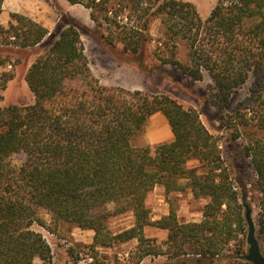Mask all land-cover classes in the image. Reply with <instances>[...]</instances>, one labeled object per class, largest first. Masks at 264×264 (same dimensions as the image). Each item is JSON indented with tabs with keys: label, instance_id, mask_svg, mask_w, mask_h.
Here are the masks:
<instances>
[{
	"label": "trees",
	"instance_id": "16d2710c",
	"mask_svg": "<svg viewBox=\"0 0 264 264\" xmlns=\"http://www.w3.org/2000/svg\"><path fill=\"white\" fill-rule=\"evenodd\" d=\"M67 1L90 10L91 20L108 32L102 39L112 46L121 43L132 56L144 52L152 41V20L162 18L168 39L155 52L161 64L153 71L163 74L169 65L193 81H202L207 73L210 102L220 112L252 76L250 96L235 111L233 135V140L246 136L243 156L250 173L234 176L219 139L196 109L169 95L102 86L92 74L81 32L70 23L26 73L35 103L0 107V264L49 263L51 247L32 229L34 223L47 226L41 210L55 225L93 231L94 247L137 240L128 264L160 255L167 256L164 264H216L222 259L250 264L226 250L235 243V253L244 254L243 202L253 210L249 198L258 208V233L264 241V0H217L206 20L195 5L180 0ZM11 18L15 24L9 28L0 23V47L43 45L46 27L17 13ZM180 42L186 60L179 57ZM9 77L2 76L0 90ZM157 113L168 120L173 140L157 147L137 145ZM221 121L226 123L223 114ZM17 153L26 156L20 169L7 161ZM192 161L198 165L188 166ZM159 185L167 194L190 189L195 199H208L203 220L180 223L170 213L153 222L147 199ZM127 213L134 217L133 227L114 235L109 219ZM155 225L168 231L166 252L145 235Z\"/></svg>",
	"mask_w": 264,
	"mask_h": 264
},
{
	"label": "rangeland",
	"instance_id": "374dc122",
	"mask_svg": "<svg viewBox=\"0 0 264 264\" xmlns=\"http://www.w3.org/2000/svg\"><path fill=\"white\" fill-rule=\"evenodd\" d=\"M86 2L87 0H81ZM195 5L201 17L206 20L217 0H180ZM5 14L0 23L9 28L12 14L23 15L47 28L49 31L42 46L20 50L16 46L0 47V81L3 75L10 76L6 88L0 90L2 100L0 107L10 105L30 106L35 103V97L26 82V73L39 55L48 51L53 42L58 39L59 33L74 23L81 32L85 54L88 58L93 76L105 87H121L128 90H140L152 95H169L185 108L196 109L205 126L219 139V145L224 161L232 170L235 177L250 173L249 161L243 156V147L246 136L233 140L237 133L235 119L237 107L250 96L253 78L249 80L231 96L227 107L220 112L210 102L212 82L206 73L202 81H193L182 75L171 66H165V73L153 71L161 63L157 60L155 52L163 49L167 38L162 18L152 20L150 34L152 41L140 55L132 56L123 52L121 43L109 45L102 39V34H108L104 27H99L91 20L90 10L82 4H71L67 0H7ZM15 24V21H14ZM162 46V47H161ZM187 50L183 42L179 45V57L186 60ZM225 116L226 123H222L221 116ZM166 117L157 113L147 122L145 132L137 140L139 146L157 147L160 144L172 141V135ZM8 163L15 169H20L26 156L23 153L13 154ZM197 161L188 166L195 167ZM183 181L182 184H185ZM163 187V186H162ZM161 187L154 189L148 196L147 206L150 209L151 220L158 222L175 213L180 223L201 222L203 209L208 199H195L190 189L182 192L167 194ZM164 188V187H163ZM252 206V217L257 227L258 208L253 200L248 199ZM109 209H112L109 207ZM40 217L47 222V226L34 223L32 229L39 232L51 247V260L47 264H128V260L137 247V240L120 243L111 247H94L95 233L91 230H82L74 225L52 223L51 216L45 210L40 211ZM247 224V223H246ZM134 217L131 213L113 216L108 221L110 231L116 235L133 227ZM248 225L245 236L244 254H236L239 248L233 243L227 255L240 259L248 253L247 244ZM146 237L153 240V244L160 246L161 250L168 249L165 242L168 231L155 226L145 230ZM264 255V241L256 234ZM231 250V251H230ZM235 253V254H234ZM245 261V260H244ZM167 256H149L141 264H164ZM247 262V261H246ZM249 263V262H248ZM36 264H43L39 259ZM216 264H225L222 259ZM251 264V263H250Z\"/></svg>",
	"mask_w": 264,
	"mask_h": 264
},
{
	"label": "water",
	"instance_id": "95a60500",
	"mask_svg": "<svg viewBox=\"0 0 264 264\" xmlns=\"http://www.w3.org/2000/svg\"><path fill=\"white\" fill-rule=\"evenodd\" d=\"M243 204L245 206L244 216L248 225L247 244L249 248L248 253L245 256H242L240 259H244L251 264H264V255L256 236L257 227L252 217V210L246 201H244Z\"/></svg>",
	"mask_w": 264,
	"mask_h": 264
},
{
	"label": "crops",
	"instance_id": "0c3cea01",
	"mask_svg": "<svg viewBox=\"0 0 264 264\" xmlns=\"http://www.w3.org/2000/svg\"><path fill=\"white\" fill-rule=\"evenodd\" d=\"M6 1H7V0H5V1H4V4H3V13H2L1 16H0L1 18H2V17L4 16V14H5ZM172 135H173V134H172ZM173 138H174V136H171V137H170L171 140H173ZM157 187H158V186H156L155 189H156ZM159 187H161V188L163 189V191H165V188H163V187L160 186V185H159ZM161 188H160V189H161ZM191 194L193 195V193H191ZM193 197H194V196H193Z\"/></svg>",
	"mask_w": 264,
	"mask_h": 264
}]
</instances>
